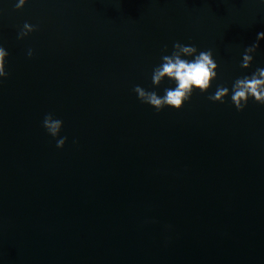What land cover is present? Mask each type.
Masks as SVG:
<instances>
[{
  "label": "water",
  "instance_id": "obj_1",
  "mask_svg": "<svg viewBox=\"0 0 264 264\" xmlns=\"http://www.w3.org/2000/svg\"><path fill=\"white\" fill-rule=\"evenodd\" d=\"M15 2L0 0V264H264V105L207 99L264 67V40L239 67L264 4ZM25 22L37 30L17 39ZM176 41L211 48L218 79L157 113L132 89L152 88ZM48 112L63 148L41 126Z\"/></svg>",
  "mask_w": 264,
  "mask_h": 264
},
{
  "label": "clouds",
  "instance_id": "obj_2",
  "mask_svg": "<svg viewBox=\"0 0 264 264\" xmlns=\"http://www.w3.org/2000/svg\"><path fill=\"white\" fill-rule=\"evenodd\" d=\"M264 4V0H259ZM27 0H16L14 7L22 8ZM37 25L25 22L17 32V39H23L31 32L37 30ZM264 40V31L257 32L256 39L250 45L245 46L242 59L239 63L241 69H249L254 55L259 48V41ZM167 53V54H165ZM26 55L30 58L33 50L29 48ZM8 51L0 45V83L7 78L6 60ZM151 89H145L135 85L132 91L137 99L152 107L157 113L164 108L179 110L190 101L194 92L207 93L214 81L218 79V64L214 58L213 50L198 49L194 44H184L179 41L173 42L169 52L164 45L160 56V62L155 65L151 72ZM168 82L160 94L156 90L162 82ZM229 97L231 104L237 111H243L250 100L264 105V67H256L251 73L236 77L231 86L217 83L215 91L207 95V99L214 103H224ZM63 120L53 113H45L41 126L46 133L55 140L57 148H63L68 137L62 136ZM75 139L73 143H75Z\"/></svg>",
  "mask_w": 264,
  "mask_h": 264
}]
</instances>
